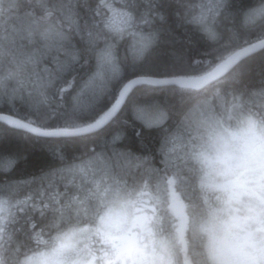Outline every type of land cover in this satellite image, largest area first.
Returning a JSON list of instances; mask_svg holds the SVG:
<instances>
[{
    "label": "trees",
    "instance_id": "obj_1",
    "mask_svg": "<svg viewBox=\"0 0 264 264\" xmlns=\"http://www.w3.org/2000/svg\"><path fill=\"white\" fill-rule=\"evenodd\" d=\"M112 8H102L100 0H14L0 8V54L10 66H20L30 75L46 78L55 90L62 85L65 98L84 87L95 68V59L85 63L84 52L92 49L95 58L112 45L119 72L112 74L111 91L70 118L68 109L53 111L36 108L21 95L9 92L0 99V114H7L43 130L83 127L93 123L113 104L121 87L133 78L200 77L231 53L264 39L245 15L261 0H110ZM131 18L127 27L107 28L112 13ZM97 26L107 37L96 38ZM52 33V34H51ZM149 41L142 56L132 52L133 36ZM46 39V40H45ZM8 89L17 87L14 79ZM264 92V49L238 63L228 74L195 92L177 87L138 86L127 98L118 115L100 132L67 138H42L0 123V156L16 161L9 172H0V184L32 181L33 187L46 186L44 179L72 169L83 190L93 183L113 182L133 176H150L147 191L154 195L158 184L183 180L176 175L178 157L186 150L189 136L186 121L201 114L218 115L231 108L241 94L254 103ZM255 94V95H254ZM163 115L159 126L146 127L135 118L137 108ZM251 119V118H248ZM47 120L46 126H40ZM254 120V119H253ZM137 165L142 167L137 168ZM147 169V171H145ZM130 173L124 177L123 173ZM66 177L67 174L65 173ZM169 175V178H165ZM185 178L190 174L181 173ZM171 187V186H169ZM65 192V182L56 181ZM171 191L173 188H170ZM80 189L69 185L70 194ZM72 193V194H73ZM158 195V193H155ZM153 197V196H152ZM13 197L8 207L15 199ZM29 217L38 230L39 212L27 215L16 211L9 216L8 228L15 241L29 231Z\"/></svg>",
    "mask_w": 264,
    "mask_h": 264
},
{
    "label": "clouds",
    "instance_id": "obj_2",
    "mask_svg": "<svg viewBox=\"0 0 264 264\" xmlns=\"http://www.w3.org/2000/svg\"><path fill=\"white\" fill-rule=\"evenodd\" d=\"M12 2L14 0H0V8ZM252 23L264 34V0L255 10ZM96 38L107 39L99 26ZM84 59L85 63L95 59L92 75L102 71V78H97L94 90L82 87L65 98L62 85L50 90L52 84L46 78L38 74L30 76L20 66H10L0 54V99L9 92L21 95L23 90L28 102L36 108L68 109L69 117L75 118L81 109L88 108L98 97L109 93L113 83L110 67L106 65L101 69L92 49L85 50ZM12 79L17 87L8 89L7 82ZM260 95L261 101L254 103L241 94L234 97L230 109L218 115L202 113L200 119L186 121L189 136L186 150L178 157L175 173L183 180L182 184H177V194L183 197L182 215L172 210L165 191L155 197L148 195L151 177L143 173L139 178L133 176L131 183L126 178L93 183L86 191L76 182L72 169L59 170V177L54 174L51 179L45 178L46 186L38 188L32 186V181L23 180L12 185L0 184V212L4 213L0 216V264H44V258L65 241L71 244L65 264H121L116 250L106 241L105 233L111 232L113 237H119L121 231L109 226L107 221L125 217L128 221L125 227H131L135 217L146 218L145 228L134 227L131 231L139 247L149 257L156 255V264H222L217 252L233 241L235 229L231 226V217L236 214L237 205L221 187L226 177L223 175L220 138L228 131H238L242 121L248 118L257 121L264 129V92ZM77 98L80 99L79 104ZM46 125L47 120L41 121L40 126ZM59 133L67 139L77 135L75 131L68 130L67 125L62 126ZM8 161L13 162L11 167ZM15 163L0 156V172L11 171ZM184 171L190 174L189 178L181 175ZM123 175L127 177L130 173L124 172ZM57 179L65 182L64 193L56 189ZM69 185L80 190L69 194ZM157 187L162 188L163 185L158 184ZM13 197L20 198L15 199L9 208ZM17 210L21 215H27L29 210L39 212L42 221L38 230H33L35 224L29 217V231L19 241L13 239L8 228V218L15 216ZM260 235L264 238V233Z\"/></svg>",
    "mask_w": 264,
    "mask_h": 264
},
{
    "label": "rangeland",
    "instance_id": "obj_3",
    "mask_svg": "<svg viewBox=\"0 0 264 264\" xmlns=\"http://www.w3.org/2000/svg\"><path fill=\"white\" fill-rule=\"evenodd\" d=\"M259 6L249 11L245 15L244 21L253 24L255 10ZM121 14L127 16L122 12L116 16ZM125 27L127 26L115 24L111 28ZM141 37L148 40L146 36L134 35L133 45ZM157 116V122L151 126L146 125V127L159 126L162 123L163 115L157 114ZM219 147L223 175L226 177L221 187L229 194L230 200L235 202L237 208L235 209L236 214L231 217V226L235 229L233 241L227 247L218 250L217 257L222 264H264V238L260 235L264 233V129H261L257 121L253 119L243 120L238 131H228L227 135L221 136ZM165 178H169V175ZM161 184L163 187H156L154 195L147 191L148 195L155 197V193L159 194L161 191H165L170 204L181 199L179 197L171 199L170 197V193H175L174 182L168 186L164 181ZM169 186L173 188L172 191ZM73 191L70 190V194ZM149 207H151L150 203ZM3 215L4 213L0 212V216ZM146 223L144 217L133 218L131 227H125L128 224L126 217L116 221L109 218L107 221L109 226L117 227L121 231V235L113 237L111 232H107L105 233L106 240L113 241L117 247L125 246L127 241H131L130 250L133 252V260H129L127 264H156V255L153 254L152 257H149L139 247L135 234L131 231L134 227L145 228ZM256 233L258 234L256 235ZM70 248V241H65L50 256L44 258V264H65L66 253ZM121 262L123 264V261Z\"/></svg>",
    "mask_w": 264,
    "mask_h": 264
},
{
    "label": "water",
    "instance_id": "obj_4",
    "mask_svg": "<svg viewBox=\"0 0 264 264\" xmlns=\"http://www.w3.org/2000/svg\"><path fill=\"white\" fill-rule=\"evenodd\" d=\"M263 49H264V40H260L256 43L248 45L244 48L238 49L237 51L231 53L228 57H226L222 62H220L219 64L214 66L208 73H206L200 77H176V78H170V79H166V80H157L154 78H139V79L130 80L120 90V92H121L124 90V88L126 86L130 85L128 95L120 103L118 110L112 115V118L110 120H108L101 127L93 128L90 131L84 132V133L76 132L77 135L75 137L93 135V134H96V133L100 132L101 130H103L118 115V113L120 112L121 108L123 107L124 103L126 102L127 98L129 97V95L138 86H141V85L151 86V87L174 86V87H177L179 89L191 90V91L197 92V91L209 86L210 84L216 82L217 80L223 78L226 74H228L242 60H244V59H246V58H248L254 54L261 52ZM133 82H135V83H133ZM120 92H119V95L117 97L116 102L120 99ZM116 102L114 104H116ZM111 108H109L106 112L110 111ZM0 117H6L7 119L17 120L15 118H12V117L10 118L9 116H5V115H0ZM0 123H3L6 126H8L6 120H0ZM21 123H23V122H21ZM93 124H95V123H93ZM8 127H10V126H8ZM10 128L15 129V130L24 131V132H27L28 134L36 135V136H40V137H47V138L64 137L60 134L59 135H42V134L32 133V132H30L26 129H22V128H17V127H10ZM42 132L57 133L59 131H55V132L54 131H42ZM171 207H172V210L177 215H181V211H182L181 202H175V203L171 204Z\"/></svg>",
    "mask_w": 264,
    "mask_h": 264
},
{
    "label": "snow or ice",
    "instance_id": "obj_5",
    "mask_svg": "<svg viewBox=\"0 0 264 264\" xmlns=\"http://www.w3.org/2000/svg\"><path fill=\"white\" fill-rule=\"evenodd\" d=\"M100 6L102 8L110 9L112 8L110 0H100ZM131 22V18L127 17L123 14L120 16H116L114 13L112 17L108 18L104 24L105 27L111 28L115 24L124 25L127 26ZM149 45V41L146 38L141 37L139 40L135 41L132 51L135 56H142L144 51L147 49ZM98 63L101 69H103L104 66H109L111 69V72L113 75L117 74L119 72V67L114 61V54H113V47L112 45H107L104 49H102L98 55ZM103 72L97 71L94 75L90 76V78L87 80V82L84 85L85 90H94L96 86V80L97 78H102ZM135 83V82H133ZM129 86H126L123 91L120 92V99L112 106L110 111L105 112L103 116L96 120L95 124H91L87 127H75L73 131L84 133L88 132L93 128L101 127L103 126L108 120L112 118V115L118 110L120 103L125 99V97L129 93ZM87 95V91L84 93ZM80 99L77 98V103L79 104ZM135 118L144 124L151 126L152 124L156 123L158 120L157 114L147 108H137L135 110ZM0 120H6L7 125L10 127H17L26 129L32 133L42 134V135H59L60 133H50V132H42L40 128L33 127L31 124L21 123L19 120H12L7 119L6 117H0ZM8 165L12 166V161L7 162Z\"/></svg>",
    "mask_w": 264,
    "mask_h": 264
},
{
    "label": "flooded vegetation",
    "instance_id": "obj_6",
    "mask_svg": "<svg viewBox=\"0 0 264 264\" xmlns=\"http://www.w3.org/2000/svg\"><path fill=\"white\" fill-rule=\"evenodd\" d=\"M258 233H256L257 235ZM108 243H110L113 248L116 250L117 253V258L120 261H123V264H127L129 260H133V252L130 250V243L131 241H127V245H122L120 247H117L116 243H114L113 241H108L106 240ZM129 242V244H128ZM122 264V262H121Z\"/></svg>",
    "mask_w": 264,
    "mask_h": 264
},
{
    "label": "bare ground",
    "instance_id": "obj_7",
    "mask_svg": "<svg viewBox=\"0 0 264 264\" xmlns=\"http://www.w3.org/2000/svg\"><path fill=\"white\" fill-rule=\"evenodd\" d=\"M46 40V39H45ZM262 40H264V39H262ZM242 48H244V47H242ZM139 78H145V77H138V78H133V79H139ZM133 79H131V80H133ZM157 80H166V79H170V78H156ZM130 81V80H129ZM127 83V82H126ZM125 83V84H126ZM124 84V85H125ZM123 85V86H124ZM122 86V87H123ZM122 87H121V89H122ZM164 87H174V86H164ZM120 89V90H121ZM120 90H119V92H120ZM119 92H118V94H117V96L115 97L116 99L114 100V102H113V104L116 102V100H117V97H118V95H119ZM113 104H112V106H113ZM111 106V107H112ZM110 107V108H111ZM0 115H5V116H9L10 118L12 117V116H10V115H7V114H0ZM101 117V116H100ZM99 117V118H100ZM12 118H15V117H12ZM99 118H97V119H99ZM15 119H17V118H15ZM17 120H19V119H17ZM19 121H21V122H23V123H26V122H24V121H22V120H19ZM96 121H94L93 123H95ZM92 122H91V124H93ZM3 124V123H2ZM26 124H28V123H26ZM91 124H89V125H91ZM5 125V124H4ZM89 125H87V126H89ZM33 126V125H32ZM87 126H83V127H87ZM8 127V126H7ZM33 127H35V126H33ZM10 128V127H9ZM12 129V128H11ZM15 130V129H14ZM42 131H59V129H52V130H43V129H41ZM68 130H73V129H68ZM18 131H20V130H18ZM22 132H24V131H22ZM27 133V132H26ZM34 136H36V135H34ZM37 137H40V136H37ZM80 137V136H79ZM42 138H47V137H42ZM59 138H65V137H56V139H59ZM74 138H76V137H74Z\"/></svg>",
    "mask_w": 264,
    "mask_h": 264
}]
</instances>
